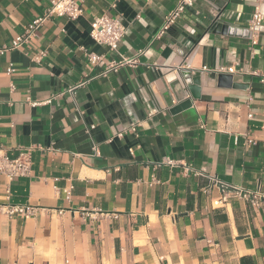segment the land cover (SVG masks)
I'll list each match as a JSON object with an SVG mask.
<instances>
[{
  "label": "crops",
  "instance_id": "crops-1",
  "mask_svg": "<svg viewBox=\"0 0 264 264\" xmlns=\"http://www.w3.org/2000/svg\"><path fill=\"white\" fill-rule=\"evenodd\" d=\"M179 2L83 0L0 54V148H32L28 176H0V264H264V205L214 180L264 190V0H192L159 34ZM50 5L0 0V48ZM104 14L126 26L117 51L90 36ZM87 51L137 60L102 74ZM24 204L34 215L6 213Z\"/></svg>",
  "mask_w": 264,
  "mask_h": 264
},
{
  "label": "built area",
  "instance_id": "built-area-1",
  "mask_svg": "<svg viewBox=\"0 0 264 264\" xmlns=\"http://www.w3.org/2000/svg\"><path fill=\"white\" fill-rule=\"evenodd\" d=\"M192 4V0H180L176 8L171 11L165 17V22L159 32V34H164L166 30L174 24L177 19L182 15L187 5ZM84 14L83 0H51V5L46 10V12L36 17L31 23L27 25L25 30L17 35L11 42V44L4 45L0 48V54H5L10 49H18L24 47L30 42V40L35 37L41 26L52 17H65L70 20H76ZM262 24V13L259 8H256L250 28L256 30ZM126 26L121 20V18L112 17L108 14H104L96 17L91 22L90 36L99 45L108 47L111 51H117L119 44L123 37L125 36ZM253 43H256L254 40ZM142 50L139 51V54ZM44 53H41L36 57V60H40ZM86 56L88 60L95 65H103L104 71L102 74H106L109 71H116L119 67L125 64H133L136 62V58H124L122 61H110L105 65V56L98 52L87 51ZM13 70L12 67L9 68L8 73ZM252 117V114H249ZM135 130L134 127H132ZM121 135V134H120ZM256 143V140H252ZM264 144V139L262 140ZM171 165H176L177 162L173 160L168 161ZM32 168V148H19L18 154L11 156L6 149L0 148V176L6 178L9 183L14 180L28 176ZM186 170L195 171L198 174H204L203 170H195L190 165H185ZM216 182L222 188L223 198L221 200L227 199L230 195L239 197L253 207H260L264 205V190H249L241 186L232 185L225 183L214 178ZM70 189V188H69ZM67 190V194L70 195L71 191ZM10 192V188H8ZM220 200V201H221ZM218 201V202H220ZM217 202V203H218ZM6 213L10 216H23L25 218L34 215L35 207L31 205H8L6 207Z\"/></svg>",
  "mask_w": 264,
  "mask_h": 264
},
{
  "label": "water",
  "instance_id": "water-1",
  "mask_svg": "<svg viewBox=\"0 0 264 264\" xmlns=\"http://www.w3.org/2000/svg\"><path fill=\"white\" fill-rule=\"evenodd\" d=\"M219 16L216 17V19L213 22V25H214L213 29H215V31H217V32H219V31H225V32H229V33L232 32L233 31L232 26H229V24H227V23L221 22L219 20ZM234 31H237V30L234 29ZM181 77L185 81V83L188 85L193 97L197 98L196 93H195V89H196L195 87H197V85L200 84L199 72H197L195 75H193L192 71H190V70H182L181 71ZM219 78L220 79L226 78V79H229V81L231 80L230 75L220 74ZM228 85H231V84H228ZM191 104H192V100H187V101L177 105L173 109V111H179L181 109H184L186 107L191 106Z\"/></svg>",
  "mask_w": 264,
  "mask_h": 264
}]
</instances>
